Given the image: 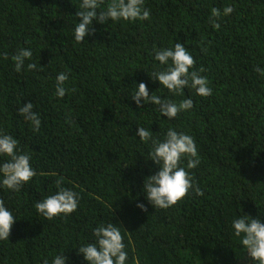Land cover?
<instances>
[{
  "label": "trees",
  "instance_id": "obj_1",
  "mask_svg": "<svg viewBox=\"0 0 264 264\" xmlns=\"http://www.w3.org/2000/svg\"><path fill=\"white\" fill-rule=\"evenodd\" d=\"M81 2L0 0V135L18 141L17 152L30 155L36 173L19 191L0 183V199L16 219L8 240H0V264H52L57 255L65 264H89L78 250L95 243L93 229L102 223L120 227L126 264L137 257L140 264H258L232 221L264 223V0H144L150 19L94 20L92 34L78 43ZM227 6L234 11L214 28L211 10ZM176 42L195 60L190 71L204 69L211 95L190 87L172 93L151 78L167 67L153 49ZM22 48L32 57L16 72L12 56ZM61 72L69 77L62 98ZM141 82L150 96L190 98L193 107L172 119L157 105L138 107L131 97ZM29 102L38 131L19 113ZM137 127L161 142L170 128L194 139L200 163L187 169L183 158L181 166L203 195L190 189L166 209L148 201L144 181L159 165ZM8 159L0 156V165ZM60 178L79 194L78 208L47 220L34 205L55 194Z\"/></svg>",
  "mask_w": 264,
  "mask_h": 264
},
{
  "label": "clouds",
  "instance_id": "obj_2",
  "mask_svg": "<svg viewBox=\"0 0 264 264\" xmlns=\"http://www.w3.org/2000/svg\"><path fill=\"white\" fill-rule=\"evenodd\" d=\"M104 3L105 0H82L79 6L81 10L76 12V16L80 19L74 29L76 42L81 43L85 36L92 34L91 25L94 20L104 23L108 20L131 22L150 19L149 10L143 6L144 0H108L106 8L98 11ZM233 11L231 6L224 7L223 12L213 8L210 17L213 27L219 29L220 24L215 21L222 14L226 16ZM153 51L155 60L159 61L160 65H167V67L164 70L153 72L151 78L158 81L169 92L181 94L183 89L190 87L201 97L212 94L208 79L200 75L204 69L190 71L194 68L195 60L183 44L176 42L173 48L159 50L154 48ZM31 57L32 51L26 48L20 49L13 55L15 71L20 72L25 61L30 60ZM5 58L7 57L5 56ZM169 61H171L170 64ZM36 67L35 63L27 64L29 70H35ZM255 70L262 72L258 67ZM68 79V75L64 72L57 75L56 94L58 97L62 98L66 94L67 89L64 84ZM131 98L138 107L142 102L157 105L160 114L169 119L193 107V101L190 98L175 103L153 94L150 96L147 85L143 82L139 83ZM19 113L25 120L31 122L33 131L39 130L41 120L38 114L33 111V103L23 104ZM136 134L141 141H152L149 158L159 165V171L147 177L143 185L147 199L154 207L166 209L174 206L188 194L190 189L197 195H203L200 188L194 185L189 171L186 170V168L194 169L200 163L197 146L190 135L178 133L170 128L166 133V138L161 142L153 140L151 132L143 127H137ZM17 145L18 141L11 135H0V156L9 158L0 165V174L3 176L0 183L12 191H19L36 175L30 164V155L19 154ZM183 158H187L186 168L181 166ZM55 185L57 188L55 194L34 205L36 211L47 220L61 214L69 215L77 210L79 204V194L63 187V178L56 180ZM137 207L146 211L143 204H138ZM15 220L11 211L5 207L4 201L0 199V240H8L11 226ZM232 227L234 235L241 238L240 243L247 250L251 259L258 264H264V223H261L260 219L241 216L232 221ZM93 235L96 238L95 243H88L78 250L89 264H126L128 253L124 250V237L120 227H116L112 223L105 226L102 223L93 229ZM66 259L63 255H57L52 264H65ZM44 264H48V261L45 260ZM134 264H140L138 257Z\"/></svg>",
  "mask_w": 264,
  "mask_h": 264
}]
</instances>
